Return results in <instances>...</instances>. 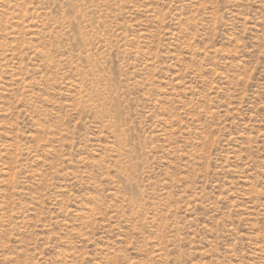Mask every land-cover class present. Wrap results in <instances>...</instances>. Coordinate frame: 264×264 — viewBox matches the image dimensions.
I'll use <instances>...</instances> for the list:
<instances>
[{
	"label": "rangeland",
	"instance_id": "374dc122",
	"mask_svg": "<svg viewBox=\"0 0 264 264\" xmlns=\"http://www.w3.org/2000/svg\"><path fill=\"white\" fill-rule=\"evenodd\" d=\"M0 264H264V0H0Z\"/></svg>",
	"mask_w": 264,
	"mask_h": 264
}]
</instances>
